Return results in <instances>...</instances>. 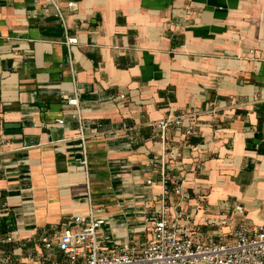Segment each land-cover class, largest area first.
Segmentation results:
<instances>
[{"label":"crops","instance_id":"crops-1","mask_svg":"<svg viewBox=\"0 0 264 264\" xmlns=\"http://www.w3.org/2000/svg\"><path fill=\"white\" fill-rule=\"evenodd\" d=\"M181 111L198 133L168 131L182 194L165 204L203 241L225 216L224 235L264 226V0H0V259L47 264L27 257L40 236L90 211L108 244L149 237L144 218L163 208L154 124Z\"/></svg>","mask_w":264,"mask_h":264},{"label":"built area","instance_id":"built-area-1","mask_svg":"<svg viewBox=\"0 0 264 264\" xmlns=\"http://www.w3.org/2000/svg\"><path fill=\"white\" fill-rule=\"evenodd\" d=\"M66 3L69 9L76 6L74 1ZM55 9L53 15L62 17L57 5ZM75 42L74 35L65 36L64 44L71 45ZM117 97L123 98V94L119 93ZM62 98L76 110L79 108L76 95L68 96L63 93ZM194 115L193 111H181L165 116L154 124L161 151L153 153L150 160L152 168L159 175L160 201L163 208L152 211L144 218L149 226V237L143 241L128 239L108 244L99 234L104 219L90 211L86 215L72 214L65 218L62 222L64 227L56 238L47 233L42 234L38 242L42 244L43 251L35 254L28 252L27 257L39 256L47 264H264V226H250L236 220L229 234L224 235L221 228L232 222L229 216H225L209 224L216 231L215 239L203 241L198 237L201 226L194 222L190 211L180 207L179 203L171 210L165 204L171 192L179 196L182 194L180 180L171 175L165 166L167 150L173 145L168 139V131L173 129L179 132L182 141L187 143L198 131L192 125L185 124L184 120ZM81 146L85 148L84 145ZM75 160L87 166V155L84 151ZM145 182L150 185L153 180L147 179ZM235 211L242 214L243 208L237 205ZM9 240L10 237L0 238V242ZM55 251L60 252L64 262L51 257ZM0 264L23 262L9 254L0 259Z\"/></svg>","mask_w":264,"mask_h":264}]
</instances>
